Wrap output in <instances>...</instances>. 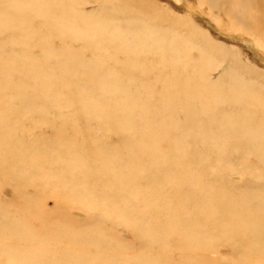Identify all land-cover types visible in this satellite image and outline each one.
I'll list each match as a JSON object with an SVG mask.
<instances>
[{
	"label": "rangeland",
	"instance_id": "rangeland-1",
	"mask_svg": "<svg viewBox=\"0 0 264 264\" xmlns=\"http://www.w3.org/2000/svg\"><path fill=\"white\" fill-rule=\"evenodd\" d=\"M20 1L0 0V157L11 146L26 149L24 165L63 166L64 221L36 175L0 174V232L19 237L5 251L0 241V264L19 252L39 264L264 262L249 225L256 212L264 226V0ZM51 143L71 165L44 151ZM101 147L109 158L84 161ZM215 194L227 211L209 202ZM26 201L55 214L27 212ZM176 219L197 244L174 232ZM141 226L154 235L140 239ZM90 230L107 249L71 243Z\"/></svg>",
	"mask_w": 264,
	"mask_h": 264
},
{
	"label": "bare ground",
	"instance_id": "bare-ground-1",
	"mask_svg": "<svg viewBox=\"0 0 264 264\" xmlns=\"http://www.w3.org/2000/svg\"><path fill=\"white\" fill-rule=\"evenodd\" d=\"M6 3H7V1H6ZM33 9H32V11H33ZM34 11H36V10H34ZM78 20L80 21V23H79L80 26H82L83 28H86V27L89 26V24L86 23L84 19H78ZM66 26L70 28L72 26V24L66 23ZM74 62H75V60H74ZM1 126H6L5 116H3V115H0V130H2ZM55 145H56L55 143H51V144L47 145L45 147L44 151L46 153H48V151H50V150L57 151V160L59 162H62V161L68 162L69 165H71V161L65 159V153L59 151V149H55L56 148ZM1 148L5 152V154L0 157V174H5L6 175V177H5L4 180H8V181L14 182V180L11 178V176H13L15 174L14 168L17 169V170L25 169L26 171L24 173H26V175L29 176V178L32 177V176L35 177V175H36L35 178H37L39 180V183H38L39 186H38V184H36V186L39 187L40 194L43 193L46 196L47 195H55L56 196L55 197V199H56L55 213L58 214L57 217L61 218V220L64 221L63 220L64 217L62 216V213L60 211L61 208H62V204H63V200H62L63 199V195L61 193V190L64 187V181H62V179L56 178L57 175L63 174L62 173L63 166L57 165L58 166V170L56 169V166H55L54 167V170L55 171L53 172L52 171L53 168H51L52 166L49 167V170H44L40 165H38V166H35V165L34 166H32V165H24L20 161V158L24 155L26 149L23 150L20 153L13 154V150H12L13 148L11 146H5V147L4 146H1ZM103 148L104 147H101V149H100L101 153H98V152L95 151V155L93 153V150H91V152L89 153V152H87L88 149H84L83 152H82V155L85 157L84 161L86 163H88V161L90 160L89 156L95 157L94 160H96L97 158H99L101 156H103L105 158H109L108 151H105V149H103ZM80 153H81V148L79 149V152L76 155L79 156L78 154H80ZM122 164H123V162L120 161L118 163V166H122ZM84 169H86L88 171H91L90 168L87 165H86V167ZM49 171L52 174H54V177L55 178L53 177L51 179H48L46 177V175H47V173ZM83 175L85 176V179H87L89 181L92 180V179H97L98 178V177H96L95 171H93V172H85L83 170ZM144 177H145V180L146 181H148V180H150L152 178L151 177V171L149 169L144 168ZM28 179L23 180L22 181L23 184L19 188H24L25 186H27L28 183L26 181ZM125 180L124 181H125V186H126L127 190H123V188H122V189H120L119 192H113L112 193V195H113L112 196V199L113 200L115 199V202L111 206L112 210H114L117 207V200L118 199L119 200H123L124 199L126 201V192L128 191V187H131V184H130L131 182H130L129 179H125ZM47 181H49L50 183H47ZM73 182H75L74 179H73ZM17 184H18V181H17ZM47 185L50 186V187H48ZM187 188H188V192H189V195H186V197H188V201L194 202L202 213H204V214L207 213L206 209L205 208H201V205L198 204L197 198L193 194V192H195V190L193 188H191V187H187ZM49 190H51L53 193H49L50 192ZM215 196H216V194H215ZM43 198H41V199H43ZM209 199H211V200H209V202H214V205L217 208V210L220 209L221 207H223L222 210L223 211H227L226 210V206H225V204H224V202H223L222 199H220L217 196H216V198L214 196H211ZM37 201L38 202H41V200H39V199ZM24 207H26L27 212H33V213L36 212L37 215H41L42 213H46L49 216V218H52L54 216V214H55V213H48L44 209V207L42 206V204L37 203V202H29L28 203V201H26V202H24ZM164 209H166V208H164ZM162 211H164V210H162ZM214 213H216V214H218L220 216H223V217H226V216L229 215V214H227V212H218V211H216ZM256 214L258 216V213L251 212V216L249 217L250 218L249 225H252L253 223L255 224L254 231L256 233V239H257V241H263L264 242V226L258 224L257 222H254V218H255ZM0 215H1V219H0V230H1L2 227H5L6 226V219L8 218V216H7V212H5V211L4 212L0 211ZM190 220H192V219H190ZM186 223L187 224H190V223L191 224H194L191 221H187ZM245 224H247V223H245ZM171 225H172L171 227L174 228V232L176 234H180V236L182 237V239L185 238V240H187V242L197 244V242L199 240L197 236H195L193 234H190V232L183 233V221L181 219L174 220ZM59 228L60 227H58L56 229H59ZM140 229H141V231L138 232L140 239H142V237L148 236L149 234L154 235V232H152L154 228L147 229V230H145L143 232H142V226L140 227ZM95 231L96 230H90V231H88L86 233H76V236L71 239V241H72L71 243L72 244L77 243V244L81 245L82 248H85L87 251L91 247H96L97 249H100V248L104 247V248L107 249V247H106L107 246V243H105V240L103 238H100L97 235V231L96 232ZM17 232L18 231L15 228H8V229L2 230L0 232V241L3 243L1 245V247H2L1 250L2 251H5L4 250V247L7 244H10V245L15 246V244H13V242H16L18 240V238H19L18 235H17ZM87 233H89V234H87ZM89 242H92L93 243V246H89V247L87 246L86 247V245ZM251 249H252V252L251 253H254L253 248H251ZM80 250H82V249H80ZM19 254L21 255V258H19V256H18L17 253H14L15 259L13 261L9 262V264H39V262H40V259H38V257H36L37 254L34 257L30 253H27V255L29 257H24V255L22 253H20V252H19ZM255 255H258V254L256 253ZM57 257H60V254H57ZM93 259L96 260L97 258H93ZM256 262H257V260H256ZM256 262H255V264H257ZM262 263H264V262H262ZM4 264H8V261L7 262H4Z\"/></svg>",
	"mask_w": 264,
	"mask_h": 264
}]
</instances>
